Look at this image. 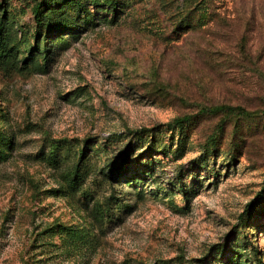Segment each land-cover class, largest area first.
Returning a JSON list of instances; mask_svg holds the SVG:
<instances>
[{
  "label": "rangeland",
  "instance_id": "obj_1",
  "mask_svg": "<svg viewBox=\"0 0 264 264\" xmlns=\"http://www.w3.org/2000/svg\"><path fill=\"white\" fill-rule=\"evenodd\" d=\"M1 19L0 264H264V0Z\"/></svg>",
  "mask_w": 264,
  "mask_h": 264
},
{
  "label": "trees",
  "instance_id": "obj_2",
  "mask_svg": "<svg viewBox=\"0 0 264 264\" xmlns=\"http://www.w3.org/2000/svg\"><path fill=\"white\" fill-rule=\"evenodd\" d=\"M45 9V8H44ZM35 14H36V18L39 20L40 17V13L42 12L41 9V5H37L34 9ZM4 20L1 19L0 20V50L3 51L4 50ZM228 111V113L231 114H239V115H245L247 114V111L245 110V108H243L242 106H232V105H227V104H221V105H216V106H209V107H204L203 109H201V112H209V111ZM190 119V115L184 116V117H177L175 118L171 123L169 124H177V125H182L185 122L189 121ZM0 140H4L2 138V135L0 134ZM264 190V188L262 189ZM261 192V191H260ZM259 192V194H260ZM252 206V202L249 203L248 207Z\"/></svg>",
  "mask_w": 264,
  "mask_h": 264
}]
</instances>
